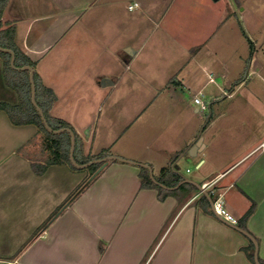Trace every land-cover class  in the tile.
Masks as SVG:
<instances>
[{"label":"crops","instance_id":"obj_1","mask_svg":"<svg viewBox=\"0 0 264 264\" xmlns=\"http://www.w3.org/2000/svg\"><path fill=\"white\" fill-rule=\"evenodd\" d=\"M174 2L10 0L4 21L16 24L19 48L54 90L51 114L78 133L79 159L107 148L113 156L150 165L154 176L168 167L182 180L208 187L222 195L236 225L254 236L264 264V134L251 135L252 144L238 154L227 146L231 132L223 139L220 135L224 151L219 153L217 138L202 137L169 103L173 99L190 107L187 91L200 77L188 66L201 65L191 55L193 44L208 48L214 35L206 42L202 36L209 28L222 29L232 15L221 14L217 23L214 16L209 23L204 20V32L192 45L180 46L186 52L176 62L170 59L162 75L146 74V85L136 79L142 81L157 56L145 50L153 36L146 26L161 27ZM207 66L202 63V69ZM14 95L0 59V102L14 104ZM145 113L146 142L140 130H132ZM199 136L203 141L196 155L187 152L177 159ZM40 141L35 126L13 125L0 110V264H255L248 257H254V243L235 224L208 212L198 202L199 190L161 201L156 189L141 187L140 167L121 161L109 162L93 180L67 165L44 167L48 155ZM193 159L201 162L199 172L189 175ZM76 176L81 188L69 202L72 193L65 181Z\"/></svg>","mask_w":264,"mask_h":264},{"label":"rangeland","instance_id":"obj_2","mask_svg":"<svg viewBox=\"0 0 264 264\" xmlns=\"http://www.w3.org/2000/svg\"><path fill=\"white\" fill-rule=\"evenodd\" d=\"M229 13L232 17L222 29L219 30L220 27L217 26L214 30L209 28L206 36H202L203 41L206 42L214 35L208 43V48L203 47L202 43L197 45L195 40L200 33L204 32H202L204 20L209 23L214 16L213 19L217 23L221 14L228 16ZM172 20L178 24L173 26L174 28L167 27L164 22L168 23ZM146 32H152L153 36L146 42L145 50L157 53V56L151 59V63L157 65H152L146 70L142 81L141 78H136L139 81L138 84L146 85V74L151 78L162 75V68L167 67L170 59H175L176 62L177 58L186 52L187 49L180 46L186 47L187 43L192 45L190 43L195 41L193 45L196 51H192L191 55L201 65L197 66L193 62L188 67L193 72L197 71L200 80L190 91H187L190 96L189 108H186L184 104L176 105L175 101L170 99L169 103L174 107L170 109L189 119V122L193 124L192 128L197 127L202 137L214 135L217 138L216 141L220 142L216 143L220 147H217L215 151L219 153L224 151V146H221V140H219L220 135H223V139L231 132V143L227 146L235 149V153L238 154L252 144L251 135L259 137L264 134V0H175L167 10L162 26L159 25L156 28L146 26ZM166 32L170 34L169 37L163 35ZM171 35H178L181 39L174 42L170 39ZM179 42L181 44H178ZM209 48L211 51H208ZM252 52L253 55H251ZM202 63H208V66L202 69ZM135 68L133 73L138 76L139 72ZM199 92L203 95L200 96ZM121 93V90L117 92V94ZM195 93L211 106L210 110L196 112L199 105L194 103ZM229 93H231L230 96H228ZM144 94L146 95V90ZM15 96L14 98H17ZM185 111L188 112L187 115ZM210 117H212L211 124L208 123L203 131ZM132 130L135 132L140 130L144 135L143 141L146 142V113L132 125ZM46 154L48 155V152ZM192 162L189 167L193 172L189 175L199 172L198 165L201 162L194 163V159ZM203 167L201 171L206 172L207 164ZM185 169L186 166L183 167V170ZM82 170L86 175L89 174L85 168ZM155 173L159 176L161 171L156 170ZM77 177H71L65 181V185L69 186L72 193L69 202L81 188H77Z\"/></svg>","mask_w":264,"mask_h":264},{"label":"trees","instance_id":"obj_3","mask_svg":"<svg viewBox=\"0 0 264 264\" xmlns=\"http://www.w3.org/2000/svg\"><path fill=\"white\" fill-rule=\"evenodd\" d=\"M10 0H0V48L9 49L15 54L14 66L11 65L12 55L9 52L0 50V59L3 65V76L6 85L11 88L16 96L17 101L14 104L8 102H0V110L5 111L11 123L16 126L33 125L38 129L42 145L46 152H48V160L44 167L47 165H67L75 170H81L73 165L70 159L71 150V135L67 129L74 132L76 138V146L74 157L77 163L84 164L93 160L104 159L113 156L110 149H104L99 154L91 156L86 159H79V152L83 150L81 139L74 129V127L66 120L55 117L51 114L52 108L57 100L54 90L46 86L39 73L36 71V62L30 59L18 46L16 42V24L10 21H4V14ZM253 55V52L252 54ZM252 57V56H251ZM24 66H31L34 69V82L36 88V103L41 108L48 125L53 130L66 129L61 133L50 132L43 122V119L32 102V86L30 81V72L28 70H21ZM118 160H110L107 162H117ZM106 164V165H107ZM102 163H94L85 169L89 173L90 180L95 179L101 169ZM105 165V167H106ZM43 167V166H41ZM141 187L146 189H156L158 191L159 200L163 201L168 196H184L191 192H198V188L193 184H182L178 189L169 190L165 187H175L181 181L182 177L174 170L166 167L161 170L159 176H155L158 183L154 182L150 177V172L145 167H140ZM89 183V182H88ZM79 192V190H78ZM212 200H215L217 194L208 191ZM76 194L71 200L75 198ZM198 199L205 209L211 214L214 213L210 209V202L206 195L203 193ZM254 205L249 209L246 217L252 214ZM248 257L254 262L252 254L248 253ZM261 264L262 261L260 260Z\"/></svg>","mask_w":264,"mask_h":264},{"label":"water","instance_id":"obj_4","mask_svg":"<svg viewBox=\"0 0 264 264\" xmlns=\"http://www.w3.org/2000/svg\"><path fill=\"white\" fill-rule=\"evenodd\" d=\"M0 50H3V51L11 53V55H12L11 65L14 66L15 54L9 49H1L0 48ZM21 70H28L30 72V81H31V86H32V102L36 106L37 110L39 111V113H40V115H41V117L43 119V122L46 125L47 129L50 132H54V133H61V132L65 131L66 129L53 130L48 125L41 108L37 105V103H36V88H35V82H34V69L31 66H24V67L21 68ZM67 131L71 135L70 159H71V162L73 163V165L75 167L80 168V169H84V168H86V167H88V166H90V165H92L94 163H102L103 165L100 168V170H101V169H103L105 167V165L107 164L108 161H110V160H118V161H121V162L130 163V164H133V165H136V166H139V167L147 168L149 170V172H150L151 179L154 182L158 183L156 181V179H155L153 170H152L150 165L144 164V163H139V162H134V161L123 159V158L116 157V156H110V157H107V158H104V159L93 160V161H90V162H87V163H84V164L77 163L76 160H75V157H74V151H75V146H76V138H75L74 132L72 130L67 129ZM202 141H203L202 137L199 136L198 141L196 142V144L192 148H190V150H188V151L184 152L183 154H181L177 159H181L187 152H188V154L190 156L196 155L198 148L200 146H202ZM185 183L193 184L194 186H196L200 192H202L204 195L207 196V198H208V200H209V202H210V204H211V206L213 208V200H212L211 196L209 195L208 191L202 185H200L199 183L195 182L192 179L184 177L183 180L175 187H172V188H170V187L168 188V187H165V186H163V187L167 188L169 190H175V189H178L182 184H185ZM232 226L236 230H238L241 233H243L244 235H246L254 243V246H255L254 262H255V264H261L260 259H259V255H258V242L254 238V236H252V234H250V232H248L246 229H244V228H242V227H240L238 225H232Z\"/></svg>","mask_w":264,"mask_h":264},{"label":"built area","instance_id":"obj_5","mask_svg":"<svg viewBox=\"0 0 264 264\" xmlns=\"http://www.w3.org/2000/svg\"><path fill=\"white\" fill-rule=\"evenodd\" d=\"M132 7L133 6H130V8ZM199 95L201 96L203 94L199 93ZM199 95L195 97L194 101L197 105H199L200 111H207L209 106L201 99ZM204 188L206 190L208 189V187H204ZM212 211L214 212V214L223 218L224 220L235 225L237 224L236 218L232 214H230L229 211L226 209L222 195L217 194L216 199L213 200Z\"/></svg>","mask_w":264,"mask_h":264}]
</instances>
